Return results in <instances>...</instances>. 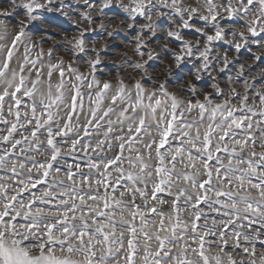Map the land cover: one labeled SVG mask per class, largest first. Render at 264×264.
Returning a JSON list of instances; mask_svg holds the SVG:
<instances>
[{
	"label": "snow or ice",
	"instance_id": "snow-or-ice-1",
	"mask_svg": "<svg viewBox=\"0 0 264 264\" xmlns=\"http://www.w3.org/2000/svg\"><path fill=\"white\" fill-rule=\"evenodd\" d=\"M7 2L0 264H264V0Z\"/></svg>",
	"mask_w": 264,
	"mask_h": 264
},
{
	"label": "rangeland",
	"instance_id": "rangeland-1",
	"mask_svg": "<svg viewBox=\"0 0 264 264\" xmlns=\"http://www.w3.org/2000/svg\"><path fill=\"white\" fill-rule=\"evenodd\" d=\"M77 2H79L80 4H82V3H83V0H72V3H73L74 5H76ZM185 2H186V3H189V4H193V3H195V0H185ZM9 7H10V5H9V3L7 2V0H4L3 3H0V8H9ZM9 19H11V18H9ZM13 22H14V21H13ZM65 25H66V26H65L64 28H59V27H57L56 30H58V31H67L69 34H72V32H73V28H72L71 24H69L68 22H65ZM41 27H43V26H41V25H36V26H34L31 30H32L37 36H39V35L41 34V32H40V28H41ZM57 38H58V37H57ZM44 46H45V48H47V47H49V46H51V45H50V44H45ZM215 47H216L218 50H220V51H224V50L228 49V46L225 45V44H223L222 42H217V44H216ZM121 50H123V47L121 48ZM253 51H257V49L254 48ZM58 54H59V55H64L66 60L70 58V56H68L67 54H65V53L63 52V50H58ZM129 55H131V53H129ZM229 55H230V56H233V55H235V53L232 52V51H229ZM240 58H241V60H248L249 62H251V57H250L249 53H248L247 51L243 50V49L241 50ZM109 60H114V61H117V62H118V61H119V57H115V56H111V55H109V56L107 57V59H105L104 64L101 65V66H99L103 73H108V74H110V75H107V76H102V78H111V77L115 76V74H116V72H117V70H118L115 64H113V63H109V62H108ZM188 67L190 68V66H188ZM82 70L86 71V68L82 67ZM187 70H188V69L186 68V69H185V72H187ZM120 71L123 73V70H120ZM98 74H100V73H98ZM183 75H184V74H181V76H183ZM173 83H174L175 85L178 86V83H179V82H173ZM200 86H204V87H206V84H203V83H202Z\"/></svg>",
	"mask_w": 264,
	"mask_h": 264
}]
</instances>
